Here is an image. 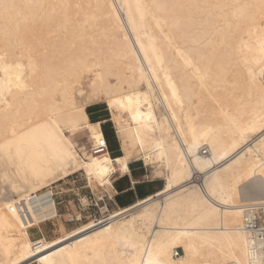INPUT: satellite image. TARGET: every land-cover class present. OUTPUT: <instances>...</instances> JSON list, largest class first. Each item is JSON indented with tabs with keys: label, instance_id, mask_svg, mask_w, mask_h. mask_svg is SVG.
I'll use <instances>...</instances> for the list:
<instances>
[{
	"label": "bare ground",
	"instance_id": "6f19581e",
	"mask_svg": "<svg viewBox=\"0 0 264 264\" xmlns=\"http://www.w3.org/2000/svg\"><path fill=\"white\" fill-rule=\"evenodd\" d=\"M102 101L118 157L75 141L106 140ZM133 160L163 189L47 238L44 190L83 172L113 197ZM0 183V264H264L247 226L264 218V0H0Z\"/></svg>",
	"mask_w": 264,
	"mask_h": 264
},
{
	"label": "rangeland",
	"instance_id": "374dc122",
	"mask_svg": "<svg viewBox=\"0 0 264 264\" xmlns=\"http://www.w3.org/2000/svg\"><path fill=\"white\" fill-rule=\"evenodd\" d=\"M87 112L92 122H103L102 128L106 136L111 155L114 157L115 155L120 154L122 150V141L120 136L118 135V131L112 120L111 111L109 110L107 104L103 101L96 103L88 107ZM75 141L78 145H80V149L90 150V148L92 147V144L88 141L86 134L77 135ZM130 169L135 177V180H137L138 182L136 191L128 192L127 194H116L113 196L114 198L110 197L108 193L103 192L102 190L94 191L88 184V181L86 180L83 172L75 173L72 176L54 184L52 186V189L44 190V193L46 195H50L53 197L58 217L54 220L42 224V232L47 235V238L49 240H52L58 236L57 231L61 226L60 223L63 224L68 231L78 228L80 226V223H76L69 218H72V216L76 213V208H79V199L83 196H87L90 203L93 204H95L96 200H99V196H103L104 200L109 206V209L112 211L117 209L118 207H128V205L133 204L132 202H135L137 196H141L149 192L157 193L163 189L165 185L164 180L159 178H152L151 167H147L143 161L133 160L132 164L130 165ZM125 184L126 178H120V176H116V178H114V187L119 192H121V186ZM0 193L4 195L2 196L0 194L1 199H8L13 196V193L8 188V186H1V183ZM155 193L151 195H154ZM100 205L102 206L103 204L100 203ZM96 211L97 210H95L94 213H96ZM40 236L41 232L39 230L34 229L32 231L33 240L38 239ZM177 250L180 252V256L176 258L182 257L184 255L183 250L181 248Z\"/></svg>",
	"mask_w": 264,
	"mask_h": 264
},
{
	"label": "built area",
	"instance_id": "2783aa9c",
	"mask_svg": "<svg viewBox=\"0 0 264 264\" xmlns=\"http://www.w3.org/2000/svg\"><path fill=\"white\" fill-rule=\"evenodd\" d=\"M108 149L109 145L107 140H104L91 147L92 153L97 156L105 154ZM204 154H206L205 151ZM83 197L87 198L85 203L82 200ZM83 197L79 199V208H76V213L72 216V220L74 222L80 223L79 225L93 222L97 227L102 225L107 219L111 217L110 212L113 210L111 211L109 209V206L103 197L99 198V200H96L95 204L90 203L87 196ZM100 203L103 205L101 206ZM95 210H97L96 213H94ZM247 223L248 228L253 231V235L248 246L249 260L252 263H264V218L262 220L258 216H252L247 221ZM178 256H180V252L177 250L175 257Z\"/></svg>",
	"mask_w": 264,
	"mask_h": 264
},
{
	"label": "crops",
	"instance_id": "0c3cea01",
	"mask_svg": "<svg viewBox=\"0 0 264 264\" xmlns=\"http://www.w3.org/2000/svg\"><path fill=\"white\" fill-rule=\"evenodd\" d=\"M103 122H101V124H102ZM111 153V152H110ZM123 154V151L121 150V154L120 155H115L114 157H118V156H121ZM132 164V162L130 163V165ZM130 165H129V167H130ZM120 178H126V184L125 185H122L121 186V192H119L116 188V194L118 195V194H127L128 192H135L136 191V188H137V186H138V182H137V180H135V177H134V175H133V173H132V171H131V169H130V171H129V173H127L126 175H124V176H122V177H120ZM157 192V191H156ZM153 193H155V192H149V193H147V194H144V195H141V196H137V198H136V200H135V202H132L133 204L134 203H136L137 201H139V200H142V199H144V198H146L147 196H149V195H151V194H153ZM132 205V204H131ZM128 206H130V205H128ZM126 207V206H125Z\"/></svg>",
	"mask_w": 264,
	"mask_h": 264
},
{
	"label": "trees",
	"instance_id": "16d2710c",
	"mask_svg": "<svg viewBox=\"0 0 264 264\" xmlns=\"http://www.w3.org/2000/svg\"><path fill=\"white\" fill-rule=\"evenodd\" d=\"M121 154V153H120ZM120 154H118V155H120Z\"/></svg>",
	"mask_w": 264,
	"mask_h": 264
}]
</instances>
